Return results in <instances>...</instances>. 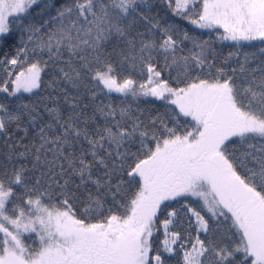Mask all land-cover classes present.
<instances>
[{
	"label": "snow or ice",
	"instance_id": "1",
	"mask_svg": "<svg viewBox=\"0 0 264 264\" xmlns=\"http://www.w3.org/2000/svg\"><path fill=\"white\" fill-rule=\"evenodd\" d=\"M0 264H264V0H0Z\"/></svg>",
	"mask_w": 264,
	"mask_h": 264
}]
</instances>
